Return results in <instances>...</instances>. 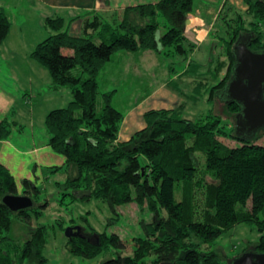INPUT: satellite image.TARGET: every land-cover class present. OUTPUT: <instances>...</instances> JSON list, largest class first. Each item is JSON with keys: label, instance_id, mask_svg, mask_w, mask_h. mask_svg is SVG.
<instances>
[{"label": "trees", "instance_id": "trees-1", "mask_svg": "<svg viewBox=\"0 0 264 264\" xmlns=\"http://www.w3.org/2000/svg\"><path fill=\"white\" fill-rule=\"evenodd\" d=\"M242 1L245 11L223 17L229 37L218 38V44L223 46L226 61L212 60L211 75L200 76L194 84L193 103L208 93L207 100L215 104V93L224 89L232 75V46L240 34L250 35L252 51H264V0ZM193 11L194 0L131 5L123 9L116 24L103 22L97 15L85 18L78 36L68 33L63 18H46L51 34L35 45L30 57L47 70L50 89L67 87L72 95L66 107L53 109L44 118L48 146L64 158L61 166H55V171L65 175L59 185L78 192L70 193L72 200L101 199L111 207L135 203L153 215V221L144 225L145 235L132 239L129 255L122 253L125 244L117 234H97L92 229L81 231L83 237L67 238L71 255L92 258L114 249L115 257L101 264H230L233 258L226 262L225 255L212 246L223 232L240 223L254 226L258 233L257 242L248 244L242 253L264 254V145L256 143L264 129L251 138L237 136L235 116L240 107L235 102L223 101L226 121L229 115L233 118L230 131L221 124L222 116L213 111L195 120L183 118L182 103L172 109L146 111L144 128L118 141L124 114L113 105L116 90L98 91L97 78L116 53L151 50L166 58L186 59L194 48L184 36L187 16ZM158 16L165 21L162 32ZM9 29L8 14L0 9V44ZM62 48L72 54H63ZM192 63L184 75L192 70ZM76 67L79 74L72 73ZM224 67V75L209 85ZM168 85L179 87L177 81ZM10 133V122L0 120V141ZM222 136L232 137L239 145L224 143ZM20 184L21 195L29 196L33 205L11 212L1 198L16 195L17 185L0 163V264H44L45 225L29 229L22 244L5 235L13 220L31 228L32 215L41 213L34 208L40 188L26 178Z\"/></svg>", "mask_w": 264, "mask_h": 264}, {"label": "rangeland", "instance_id": "rangeland-1", "mask_svg": "<svg viewBox=\"0 0 264 264\" xmlns=\"http://www.w3.org/2000/svg\"><path fill=\"white\" fill-rule=\"evenodd\" d=\"M16 9L17 11L12 12L11 15L13 21L16 18L19 23V21H23L22 17H28V14H24V11L20 9V4L16 6ZM74 13L76 11L71 10L63 14L65 29H68L69 34L78 36L80 30L77 29L76 31L71 24L68 28L67 17ZM29 16L35 23L40 19L37 13L33 11L29 12ZM222 16L217 20L210 35V39L215 41L220 37L228 40L229 37L226 33L228 30L226 21ZM158 20L161 22L160 32H162L165 29L163 26L165 21L161 16H158ZM21 25L23 24L21 23ZM21 25L19 23L10 27L6 39L0 44V119L5 117L10 122L11 133L8 137L12 142H17V145L22 149H28L31 138L38 144L43 142L45 136L48 137L44 127L45 115L53 109L66 107L72 99V95L67 87H62L57 91L50 90L48 88L50 76L47 70L30 57L35 45L50 35L51 31L46 27L40 28L38 23L31 29L21 27ZM261 30L264 32V23ZM94 40L98 42L97 39ZM213 40H209L205 46H211L213 56L217 57L221 49L216 43H213ZM204 48L203 46L202 51L205 52ZM61 52L65 55L72 54V51L67 48H62ZM118 54H114L107 62L97 81L99 94L116 90L113 105L123 111L124 114L127 113V109L124 110L126 105L134 103L147 91L159 85L162 80L173 78V70L178 72L182 69L179 66L180 62H178L182 58L180 56L168 59L161 56L154 70L139 62L134 65L130 58L117 59ZM221 55L222 53H220ZM164 61L172 62L173 69L171 71H167L164 67ZM207 69L209 67L206 66L205 70ZM72 73L79 74V68L73 69ZM219 79L210 82L209 85H215ZM222 92L215 93L217 96L215 104L207 100L208 93L196 103L188 102L182 112V117L195 120L209 111H213L222 116L221 124L227 131H230L233 127V118L229 115L226 121V114L223 111L225 96ZM181 100L178 98L175 106ZM220 139L230 146L239 145V142L232 137L222 136ZM256 143L264 145V135ZM140 161L144 162L142 157ZM55 165L58 166L59 164L40 167L34 174L37 178L32 176L28 179L41 190L34 206L35 210H41V213L36 216L32 215L31 228L13 220L10 230L5 235L10 237L14 243L22 244L28 237L29 229L31 230L38 225H45L47 239L43 255L47 261L44 264H101L103 261L115 257L114 249L92 258L71 255L66 248L67 236L65 235V230L71 227L88 232L92 229L97 234L103 232L107 235L117 234L125 244L122 253L124 255L131 254L134 245L132 239L145 235L144 225L153 221V215L145 209L139 210L135 203L111 207L107 201L101 199L72 200L70 193L77 195L78 192H73L59 185L64 182L65 175L61 171H55ZM16 185L17 195H21L20 180L16 181ZM41 204H45V207ZM257 240L256 228L240 223L223 232L212 248L216 249L223 257L225 255L224 259L228 262L231 258L234 259L241 255L248 244H255Z\"/></svg>", "mask_w": 264, "mask_h": 264}, {"label": "crops", "instance_id": "crops-1", "mask_svg": "<svg viewBox=\"0 0 264 264\" xmlns=\"http://www.w3.org/2000/svg\"><path fill=\"white\" fill-rule=\"evenodd\" d=\"M157 0H0V9H4L10 19V27L14 24L21 23V27L33 28L38 23L40 28L46 27L45 20L48 17H61L65 19L63 14L68 11L74 10L76 13L68 15L67 20L73 29L77 31L82 28V22L85 18H92L93 16H99L103 22L109 24H116L122 16L123 9L127 6L137 5L142 3H155ZM11 4V5H10ZM20 4V9L24 11V14H28V17H22L23 21H19L15 18V21L11 19L12 12H16V6ZM227 6L231 9L227 10ZM246 6L242 0H194V11L188 14V24L184 29V36L189 43L194 45L192 52L186 59H179V66H181L178 72L173 70V78L162 80L154 89L147 91L145 95L137 99L134 103L126 105L124 110L127 109V113L123 115L122 122L119 127L117 140L126 141L130 136L144 128L145 122L143 114L151 109H172L178 105L185 103V107L190 101L193 95L194 84L201 76L203 78L211 75V68L215 65L216 57L213 56L212 49L205 46L210 39V35L214 30L217 20L227 14V17L233 16L236 12L242 13L245 11ZM36 12L40 18L38 22H33L29 16V12ZM35 14V13H34ZM47 28V27H46ZM68 30V29H67ZM76 36V35H74ZM97 41H99L97 39ZM219 39L213 40V43L219 46ZM205 47L202 51V47ZM220 53L223 46L220 45ZM220 60L226 61L223 55ZM117 59H132L134 65L139 62L145 65L147 68L154 69L160 61L161 55L147 50L142 53H119ZM175 57V56H174ZM166 58V57H165ZM173 58V57H169ZM168 59V58H166ZM193 61L191 73L184 75V71L189 63ZM209 69L205 70V67ZM164 67L167 71L172 68V62L167 63L164 61ZM195 68H197L195 70ZM225 67L220 71L218 78L224 75ZM173 81H177L179 84L178 89H173L168 84ZM193 87H192V86ZM50 89V82L49 87ZM52 90V89H50ZM57 91V90H54ZM176 95V96H174ZM182 99L176 106V102ZM200 100V99H199ZM2 119H6L5 117ZM0 119V120H2ZM46 131V129H45ZM47 133V131L45 132ZM48 135V133H47ZM48 137L45 136L42 143L36 144L31 138V144L28 149H22L17 145V142H12L8 137L5 140L0 141V163L5 166L12 176L17 180L23 178L30 179L32 176L37 178L34 174L41 167L49 164H59L61 166L64 163V158L60 155L52 152L48 146ZM50 158V159H49ZM56 166V165H55ZM65 178V177H64Z\"/></svg>", "mask_w": 264, "mask_h": 264}, {"label": "water", "instance_id": "water-1", "mask_svg": "<svg viewBox=\"0 0 264 264\" xmlns=\"http://www.w3.org/2000/svg\"><path fill=\"white\" fill-rule=\"evenodd\" d=\"M188 19L186 24H188ZM250 35L240 34L232 46L234 64L232 75L222 90L225 102H235L240 110L235 116L237 136L251 138L264 129V51L255 52L248 47ZM1 203L9 211L25 210L33 205L26 195H5ZM67 238L83 237L80 228H67ZM230 264H264V254L245 252L232 259Z\"/></svg>", "mask_w": 264, "mask_h": 264}]
</instances>
